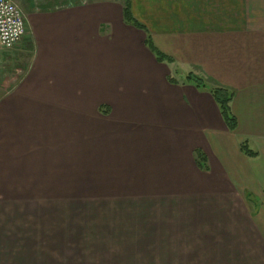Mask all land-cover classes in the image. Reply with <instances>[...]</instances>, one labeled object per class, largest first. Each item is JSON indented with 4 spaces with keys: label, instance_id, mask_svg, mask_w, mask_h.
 Masks as SVG:
<instances>
[{
    "label": "crops",
    "instance_id": "crops-1",
    "mask_svg": "<svg viewBox=\"0 0 264 264\" xmlns=\"http://www.w3.org/2000/svg\"><path fill=\"white\" fill-rule=\"evenodd\" d=\"M169 1L130 0L172 63L155 59L145 32L124 23L118 1L24 14L23 40L0 50V65L6 55L26 56L0 91V235L13 206L97 188L163 204L175 220L200 226L181 235L188 237L178 247L181 264H264V71L241 70L203 34L192 35L181 6ZM187 73L232 92L234 130L207 90L174 77ZM242 142L256 154H244Z\"/></svg>",
    "mask_w": 264,
    "mask_h": 264
},
{
    "label": "rangeland",
    "instance_id": "rangeland-1",
    "mask_svg": "<svg viewBox=\"0 0 264 264\" xmlns=\"http://www.w3.org/2000/svg\"><path fill=\"white\" fill-rule=\"evenodd\" d=\"M96 1L122 4L121 0H16V3L24 16L39 7ZM168 3L170 7L181 6L182 23L194 30L192 35L203 34L210 39L211 48L225 51L237 62V68L264 71L262 65L250 67L251 63L264 64V0ZM102 27L104 31L107 29ZM215 39L221 45L216 46ZM16 57L9 54L2 58L8 63L0 65V91L10 81L4 83L5 75L26 60L25 55L22 59ZM176 67L173 65L178 71L180 67ZM174 77L184 80L177 74ZM108 192L97 188L61 189L57 202L13 206L9 229L0 235V264H181L178 247L188 240L181 235L200 226L175 220L176 215L166 211L163 204H136L131 196L110 198L104 195ZM109 200L131 203H105ZM26 209L28 215L24 214Z\"/></svg>",
    "mask_w": 264,
    "mask_h": 264
},
{
    "label": "trees",
    "instance_id": "trees-1",
    "mask_svg": "<svg viewBox=\"0 0 264 264\" xmlns=\"http://www.w3.org/2000/svg\"><path fill=\"white\" fill-rule=\"evenodd\" d=\"M121 1H122V19L124 23L132 25L133 27H136L145 32L144 44L158 62L172 63L173 58L165 54L156 47L149 31L147 30V27L134 17L131 10L130 0H121ZM167 79L170 82H175V80L169 76ZM184 81L188 83H192L198 89L207 90L212 96L214 102L216 103L226 127L231 131L236 128L237 120L230 108V101L232 97V92L230 90H227L226 88L220 86L209 87L204 83L201 77L193 73H187L186 75H184ZM240 149L246 155L256 154L255 151L248 148L246 142H242L240 144ZM193 153H194V159L196 165L200 169L207 170L205 154L200 149H194Z\"/></svg>",
    "mask_w": 264,
    "mask_h": 264
},
{
    "label": "built area",
    "instance_id": "built-area-1",
    "mask_svg": "<svg viewBox=\"0 0 264 264\" xmlns=\"http://www.w3.org/2000/svg\"><path fill=\"white\" fill-rule=\"evenodd\" d=\"M25 33V19L16 0H0V50L14 49Z\"/></svg>",
    "mask_w": 264,
    "mask_h": 264
}]
</instances>
